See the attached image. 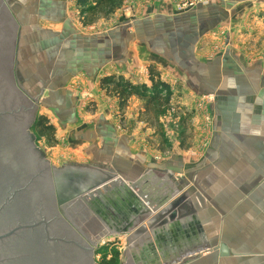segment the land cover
<instances>
[{"label": "crops", "instance_id": "0c3cea01", "mask_svg": "<svg viewBox=\"0 0 264 264\" xmlns=\"http://www.w3.org/2000/svg\"><path fill=\"white\" fill-rule=\"evenodd\" d=\"M3 1L17 24L19 51L25 53L20 56L25 58L23 66L16 65L25 71L21 74L27 84L30 79L32 85H39L33 98L37 103L43 98L50 124L65 139L67 151L77 156L64 165L101 168L131 184L133 191L118 183L105 207L144 202L153 215L164 202L194 190L187 197L193 214L188 208L175 209L172 222L159 223L136 240L126 241V247L142 253L138 263L264 264V64L249 60L240 41L243 31L264 40V30H257V15L250 13L257 0H232L228 6L187 12H176L172 0L150 1L136 12L120 15L130 28L99 34L88 29L91 25L82 26L79 17L80 27L74 23L75 0ZM222 26H230L233 34L224 38L226 50L219 54L214 45L220 41L217 28ZM255 45L249 53L256 60L264 54V45L260 51ZM29 61L30 74L29 65L25 66ZM150 66L176 92L175 97L185 101L214 97L208 148L196 161L171 154L152 162L145 155L136 137V122L150 112H144V102L137 97L129 98L124 111L130 125L126 131H119L112 120L116 102L103 99L100 79L123 76L149 86ZM70 84H82L98 101L93 123L78 120L79 95ZM93 217L104 223L99 214Z\"/></svg>", "mask_w": 264, "mask_h": 264}, {"label": "water", "instance_id": "95a60500", "mask_svg": "<svg viewBox=\"0 0 264 264\" xmlns=\"http://www.w3.org/2000/svg\"><path fill=\"white\" fill-rule=\"evenodd\" d=\"M16 28L0 0V264H96V242L82 229L81 222L88 219L83 215L108 205L119 184L104 169L73 164L55 168L37 152L28 132L37 100L14 62ZM192 192L165 203L126 241L172 222L175 209L188 208L193 214L187 200ZM128 206L138 208L135 203Z\"/></svg>", "mask_w": 264, "mask_h": 264}, {"label": "rangeland", "instance_id": "374dc122", "mask_svg": "<svg viewBox=\"0 0 264 264\" xmlns=\"http://www.w3.org/2000/svg\"><path fill=\"white\" fill-rule=\"evenodd\" d=\"M150 1L154 2L155 0H125L121 8L118 10L117 16L113 15L106 19L100 18L88 29L98 33L105 30H110L115 27H118L120 29L130 28L128 23L124 24L126 23V21L122 19L123 17L120 18V15L122 16L125 13L136 12L139 7L146 6L150 3ZM172 3L174 4V10L176 12H187L189 10L208 8L210 6H219L220 4H226V6H228L232 3V0H172ZM231 7L232 6H230V8ZM71 10L74 23L78 27H80V24L78 22V11L76 10L75 12V10ZM250 10L251 14L257 15V30H259V28H262L264 30V26H262L264 25V9L263 7H261V0H257L256 9L252 6ZM246 11H249L248 7ZM134 17H131L130 19L132 20V18ZM118 18H120L119 21H117ZM243 32L244 34L242 37L240 36V41H244L242 44H244L246 48V55L249 56L248 59H253L254 61H258L264 64V54L261 53L255 60L249 53V47L254 46L255 44L256 48L254 47V49L256 51H260V49L263 48V37H259V34H254L253 37H250L249 32ZM16 34L14 62H18L19 65L23 66L22 60H25V58L20 56H25V53L21 50L19 51V47L17 46L18 40H20L19 31H17ZM217 34L220 41H216L218 44L214 45V48H216V51L218 53H224V51L226 50L224 38L232 36L233 33H231V27H219L217 28ZM219 44L220 46H218ZM31 55L34 56V53H31ZM36 55L40 57L39 50H37ZM25 66H28L27 72H29L30 74V72H32L30 61L29 63L27 62ZM22 70L23 69L20 68V72H22ZM22 73H25V71L23 70ZM22 78L23 84L26 86L27 79L23 76ZM28 86L30 90L32 89V97L34 96V94L39 93L37 92L39 90V85H32L30 79ZM70 88L79 95L77 96L79 101V105L77 106L78 111H76L78 120L80 119L82 122L84 121V124L93 123L95 118L94 113L98 105V101L95 100L94 95L86 90V88H84L82 84H70ZM169 89L171 90L170 87ZM174 92L175 91L173 90V96L170 105L158 107L157 109L154 108V110L151 111L149 115L145 114V116H142L141 122H136L137 132L135 133H137V140H141V143L144 145V148L142 149L144 150L145 155H148L152 162L167 159L171 154H176L182 158H191L196 161L202 156V154H204V152L208 148L207 146L209 143L208 139L210 138V125L212 126L213 124V116L211 114L213 112L210 107H212V105L214 104V97L208 96L207 98L202 97L193 101H185L183 99H180L179 95L175 97ZM101 94L106 102L110 104L111 102H116L112 109V120L117 125H119V131H126V129L130 126L128 124V121H126V113L119 112L118 104L115 99H112L110 97L107 98L104 93ZM181 97L184 96L181 95ZM42 99L43 98H41L36 105L35 119L38 117H45L47 122L50 124V117L47 115L48 113H46L45 110L42 109ZM127 106L128 102L126 107ZM147 115L149 118L144 121L143 118H147ZM138 120H140V117H138ZM201 120L203 121V123L200 125ZM135 121H137L136 118ZM146 124H150L151 126L149 125L147 127ZM51 126L53 127V125ZM195 129L197 130V132H195ZM29 134L32 140V144L35 146L37 152L39 153L41 158L46 159L50 163V166L52 165L55 168H60L64 166V163L66 161H70L71 159L77 160V156L75 154H70L67 151L68 149L66 148V146L64 147L63 142L65 139L62 137V135L58 137L55 128V141H53V143H51V141H49L46 137H38L36 130L34 129H30ZM196 138L197 141L195 143L190 142L191 140H196ZM106 166L108 165L106 164ZM115 181L121 184L124 183V185H126L128 189L133 191V189L131 188V184H129V182L123 180L119 176H116ZM115 181H112V183H114ZM109 201H111V199ZM141 203L142 205L139 203L137 204V207L141 208L142 211H137L136 209L129 210L128 206L127 208L126 206H122L121 208H108L109 212L105 216L106 219H104V223H102L98 219L96 220L95 218L90 220V225L88 224L87 226H84L85 222H81V224L84 226L83 230L86 231V233L88 232V235H90V238L92 240L96 241L94 256V262L96 264H104L113 259L115 262L114 264H140L138 263V261L141 262L142 253L137 255L134 249L126 247V236L129 230L135 228L138 224L143 223L150 216L149 211L147 213L144 212V210H146L143 206L144 202ZM147 206L150 207V205L148 204ZM87 216L90 217V214Z\"/></svg>", "mask_w": 264, "mask_h": 264}, {"label": "trees", "instance_id": "16d2710c", "mask_svg": "<svg viewBox=\"0 0 264 264\" xmlns=\"http://www.w3.org/2000/svg\"><path fill=\"white\" fill-rule=\"evenodd\" d=\"M125 0H75L79 19L82 26L95 24L100 18L106 19L115 14ZM149 86L134 84L122 76H107L99 81V88L106 97L115 99L120 113H124L127 102L131 97H137L144 102V112L171 104L172 93L168 84L160 79L159 72L154 67H148ZM38 137H46L51 143L54 139V128L45 117L35 119L32 128ZM114 259L104 264H114Z\"/></svg>", "mask_w": 264, "mask_h": 264}, {"label": "flooded vegetation", "instance_id": "af4514ba", "mask_svg": "<svg viewBox=\"0 0 264 264\" xmlns=\"http://www.w3.org/2000/svg\"><path fill=\"white\" fill-rule=\"evenodd\" d=\"M27 84V83H26ZM28 85V84H27ZM28 89H29V86H28ZM34 121H35V119H34ZM34 123V122H33ZM33 123H32V125H33ZM32 125L30 126V128H29V131L28 132H30V129L32 128ZM30 141H31V138H30ZM32 142V141H31ZM109 211H108V207H102V208H98L97 210H94V213H93V215L94 214H99L100 215V217H102V219L104 220V219H106L105 218V216H106V214L108 213ZM92 213V212H91ZM89 215V214H88ZM93 215L92 214H90V217L89 216H87V213H85L83 216H84V218H88L87 219V221H89V222H85V224H84V226H87L88 224L90 225V220H92L94 217H93ZM73 217V220L74 221H76L77 222V224L79 223L78 222V220H77V214H76V212H74V215L72 216ZM84 222V221H83ZM83 225H82V229H83V227H84ZM86 228V227H85ZM85 233H86V231H84ZM87 235H88V232L86 233ZM96 242V241H95ZM96 249V248H95ZM95 249L93 250V257L95 256ZM95 259V258H94Z\"/></svg>", "mask_w": 264, "mask_h": 264}, {"label": "bare ground", "instance_id": "6f19581e", "mask_svg": "<svg viewBox=\"0 0 264 264\" xmlns=\"http://www.w3.org/2000/svg\"><path fill=\"white\" fill-rule=\"evenodd\" d=\"M115 182H116V183H115ZM115 182H114V184H117V183H118L117 181H115ZM109 184H110V183H109ZM117 185H118V184H117Z\"/></svg>", "mask_w": 264, "mask_h": 264}, {"label": "built area", "instance_id": "2783aa9c", "mask_svg": "<svg viewBox=\"0 0 264 264\" xmlns=\"http://www.w3.org/2000/svg\"><path fill=\"white\" fill-rule=\"evenodd\" d=\"M200 1H203V0H200Z\"/></svg>", "mask_w": 264, "mask_h": 264}]
</instances>
